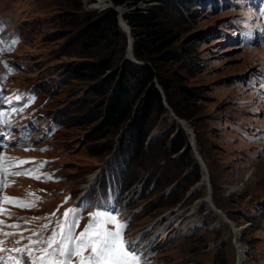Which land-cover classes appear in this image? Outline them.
I'll return each mask as SVG.
<instances>
[{"label": "rangeland", "instance_id": "1", "mask_svg": "<svg viewBox=\"0 0 264 264\" xmlns=\"http://www.w3.org/2000/svg\"><path fill=\"white\" fill-rule=\"evenodd\" d=\"M189 1L186 14L188 0L120 6L112 0H0V38L8 42L10 29L19 36L7 57L0 53V61L8 63L2 70L12 68L4 92L34 90L38 97L23 104L36 111L29 142L0 153L34 161L21 171L46 161L37 174L53 177H6L10 186L4 196L34 201L36 207L3 204L10 215L0 214V220L21 226L4 232L27 237L32 225L40 230L50 220L42 233H51L67 209L78 208V233L99 203L127 223L128 241L142 234L136 248L144 264H213L216 253L224 264H234L235 242L245 249L239 264H264V45L245 39L261 27L264 0ZM119 12L156 15L152 32L165 34L168 45L159 53L141 50L136 58L131 28L122 17L132 38L129 54ZM137 32L141 47L161 45ZM188 48L194 50L185 57ZM147 68L153 74L148 84ZM151 85L162 91L174 116L163 99L162 113L150 100ZM122 92L131 110L128 119L116 128L104 125L107 106ZM89 106L97 114L90 123L80 121ZM175 118L186 124L194 147ZM48 122L59 123L58 129L46 132L42 126ZM184 138L190 150L174 153ZM190 159L198 165L196 182ZM207 194L225 222L208 207ZM174 226L180 230L166 241L153 238L160 228ZM6 239L4 247L10 248L19 235Z\"/></svg>", "mask_w": 264, "mask_h": 264}, {"label": "snow or ice", "instance_id": "2", "mask_svg": "<svg viewBox=\"0 0 264 264\" xmlns=\"http://www.w3.org/2000/svg\"><path fill=\"white\" fill-rule=\"evenodd\" d=\"M261 15L264 16V11L261 12ZM251 38L250 31L245 33V39L251 40ZM16 42L13 41V44ZM0 44L3 42L0 41ZM10 50V47H0V52ZM5 67H8L7 64ZM14 98L19 100L21 97L16 96ZM13 111L15 110L13 109ZM4 115L5 113L0 112V118ZM6 122V120L0 119V123ZM46 150L41 149V151ZM30 163H34V161L7 157L0 153V193L4 188L10 186L6 181L8 176H29L37 180H51L53 178L50 174L44 176L37 174L39 169L47 163L46 161L34 168L11 171L13 168H19ZM30 195L34 194L30 193ZM39 199L40 197H35V200ZM0 203H15L16 206L27 209L36 207L34 201L26 203L7 196H3ZM96 209L89 213L88 223L78 233L76 229L79 227L81 219L79 209H67L63 213V218L52 227L51 234L46 237L41 233L49 228L50 220L41 225L40 230L31 231L27 237L23 235V232H4L2 230L4 227L20 229L21 226L19 224H5L3 220H0V236L5 237V239H0V253L6 254L0 255V264H73L74 258L75 264H144L141 252L136 248L138 241H128L125 238L127 223L122 222L114 214V210L103 204L98 203ZM0 214L10 215L3 208H0ZM51 215L54 216L55 212ZM33 219L40 218L35 217ZM30 222L26 221V223ZM24 231L29 230L24 229ZM13 235H19V239L14 241L19 246L11 249L4 247L7 243L6 238ZM25 240L27 243H23ZM13 253L16 255H12Z\"/></svg>", "mask_w": 264, "mask_h": 264}, {"label": "trees", "instance_id": "3", "mask_svg": "<svg viewBox=\"0 0 264 264\" xmlns=\"http://www.w3.org/2000/svg\"><path fill=\"white\" fill-rule=\"evenodd\" d=\"M143 1H148V2H159V0H112L113 4L115 6H120V5H124V4H129V5H136L138 4L139 2H143ZM186 7L184 8V12L187 14V11L189 10L187 7H191L192 4L190 3V1L188 0V2H186ZM111 17H112V25H113V28H116V14L111 10ZM124 18V20L126 21L127 25L131 28V33L134 37V43H133V52H134V55L136 58H139L140 57V51L141 50H146L148 52H156V53H159L162 48L166 47L168 45V42H169V39L168 37L161 33V32H158L160 35H155L153 34V28L155 26H157L158 24V18L156 15H131V16H128L127 14H124L122 16ZM137 30L139 31H143L144 35L146 37H148V40H146V42H156L159 41V43L161 45H159V48L158 49H154V47H152L151 50H149L148 47H141L139 45L140 43V40L137 38L138 36L142 35L140 32H137ZM167 44V45H166ZM171 44V43H169ZM160 46H163L160 48ZM191 50H194V48H188L186 49V54L185 57H190V53H191ZM172 55H174L173 57H176L177 54L175 53H172ZM170 59H173V58H170ZM198 65V64H197ZM92 66V65H91ZM194 69H196V66H194ZM146 73H147V84L150 83L153 79V74L151 73V70L149 68H147L146 70ZM163 87V86H162ZM163 90L164 92L166 93V89L165 87H163ZM150 94H152L151 96H149L150 100H154L155 103L158 105L159 109H160V112H164L165 111V108L163 107L162 105V97L160 95V93L158 92V90L153 86L151 85L150 86V89L148 90ZM127 96L125 95V92H122L119 96V99L114 102L113 104L107 106L106 108V112H105V121H104V125H108V126H113V127H118L122 122L126 121L129 117V114H130V107L127 106V104L125 103V98ZM166 99L168 101V103L170 104V100H169V97H168V94L166 93ZM89 109L85 112L82 111V114H79V120L80 121H84V122H87V123H90L93 119V117L97 114L95 113V107L94 106H89L88 107ZM150 110V107H148V102H147V107H146V111L149 112ZM96 133L95 131L93 132V134ZM182 132L180 131V134ZM144 141L141 140L139 141L138 145L136 146V154H138V156L142 153V145H143ZM94 147V146H93ZM187 150L189 151L190 150V146L188 144V142L186 141V139L184 138L183 141L181 143H179L176 148L174 149V153L178 152L179 150ZM99 151V149H95V151L93 152V154H97ZM144 153V152H143ZM189 166L192 167L193 171H195V178H194V182L198 181L199 178H200V175H199V172H198V165L194 162L193 159H190L189 160ZM103 185H106L105 184V181L103 182ZM213 264H224V261H223V258L221 259V256H219L218 253L215 254V257H214V262Z\"/></svg>", "mask_w": 264, "mask_h": 264}, {"label": "bare ground", "instance_id": "4", "mask_svg": "<svg viewBox=\"0 0 264 264\" xmlns=\"http://www.w3.org/2000/svg\"><path fill=\"white\" fill-rule=\"evenodd\" d=\"M206 202L208 203V207L210 209H212L215 214L219 217V219L223 222L226 221V217L219 211L216 210V208H214V205L212 204L211 198H209L208 194L206 196ZM176 230H180L178 227L174 226L172 228H170L169 230H166L164 227L160 228L156 233L155 236H153V238H158V240H156L158 243H162L164 241H166L168 238H170L172 236V234H175L174 231ZM142 235V234H141ZM140 234L137 235L135 238H133L131 241H140ZM237 237V236H236ZM137 243V244H138ZM136 244V245H137ZM146 242L143 243L142 247L146 246ZM235 255H234V264H239L241 262V259L244 257L245 254V249L243 248V246H240V244L238 242H235Z\"/></svg>", "mask_w": 264, "mask_h": 264}, {"label": "water", "instance_id": "5", "mask_svg": "<svg viewBox=\"0 0 264 264\" xmlns=\"http://www.w3.org/2000/svg\"><path fill=\"white\" fill-rule=\"evenodd\" d=\"M120 13V15H119V23H120V25L123 27V30H124V32H126V34H127V36H128V39H129V41H128V53L129 54H131V36H130V30L129 29H127L126 28V25L124 24V23H122V17H121V12H119ZM160 93H161V95H162V99H163V102H164V105H165V107L168 109V111L171 113V115L172 116H174V114L172 113V110L170 109V108H168V106H167V104H166V102H165V97H164V95L162 94V91H160ZM181 125H182V128L190 135V140H189V142H190V144H191V146H193L194 147V137H193V135L191 134V132L190 131H188V129H187V126H186V124H183V122L181 121V120H179V119H177V118H175ZM195 159H196V161H197V163L200 165V168H201V170H202V173L204 172L205 174H206V181L208 182V173H207V169H206V167H205V164H204V162L202 161V159L200 158V156L195 152ZM201 180H204L203 179V174H202V179Z\"/></svg>", "mask_w": 264, "mask_h": 264}]
</instances>
